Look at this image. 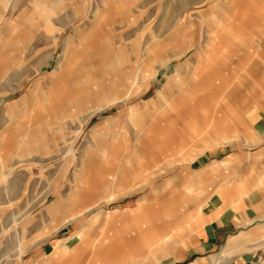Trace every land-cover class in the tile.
<instances>
[{"label":"rangeland","instance_id":"1","mask_svg":"<svg viewBox=\"0 0 264 264\" xmlns=\"http://www.w3.org/2000/svg\"><path fill=\"white\" fill-rule=\"evenodd\" d=\"M60 243L62 264H264V0H0V264Z\"/></svg>","mask_w":264,"mask_h":264},{"label":"crops","instance_id":"2","mask_svg":"<svg viewBox=\"0 0 264 264\" xmlns=\"http://www.w3.org/2000/svg\"><path fill=\"white\" fill-rule=\"evenodd\" d=\"M181 104L183 106H185L184 102H181ZM177 105L174 106V109H176V110H173V105L170 104V107H171L170 110H173V113H176L178 110L180 111L183 108V106L178 107ZM194 132L197 134V132H198L197 129H195ZM195 133H193V134H195ZM167 141H169V140H167ZM226 194L229 195L228 193H226ZM222 197L218 196L216 198L215 204H212L209 201H207L204 208H203L202 214H203L204 218L206 219V221H207V218H209L208 224L204 228V232L207 235V237L211 240L215 239L217 233H219L221 231H226L228 229L229 223L234 224V217H233L234 213L231 212L229 217H231V216L232 217L229 218L228 220L225 219V215L227 214V209H225L224 206H222L223 199H225V196H222ZM244 201H246V199ZM165 209H162V211L160 213L161 217L163 216L162 213H163V211H165ZM205 209H206V212H204ZM171 211H172V208H171ZM260 214H261V210H256L255 208H252V209L246 211V215L248 217H256V216H259ZM140 218H143V217H140ZM147 219H145V220L142 219L141 221L136 222V225H135L136 229L137 230L141 229L142 223L148 222ZM170 220H173V218ZM229 227H230V225H229ZM140 238L145 239V241H154L155 240V242L158 241V239H159V237H157L156 235H151V236L146 235L145 236L144 233H140ZM207 241L208 240H205V242L203 243L205 251H207V249L210 250V247H211L210 245L207 244ZM177 242L178 241L176 239H171L170 244H169V250L167 252L168 255L173 252L172 249H173V247H175L177 245ZM73 245H71V246L69 245L66 247L65 243L64 244L60 243L59 245L56 244L55 249H53L49 254H46L45 250H42L41 256L39 255L40 257H39V260L36 264H62L61 262H62L64 254L69 255L72 253V249H75V247H79V245H76V244L74 247H72ZM58 251H59V253H58ZM60 253H62V254H60ZM77 253L78 252H74V254H73L75 259L79 258V255H77ZM98 253H99L98 251L96 253H94V257H97ZM150 255L154 256L156 261L163 256L162 250L161 251L160 250H158V251L157 250H151ZM158 256H160V257H158ZM164 256H165V254H164ZM48 259H50V260H48ZM68 260L69 259L66 256L65 260H64V264Z\"/></svg>","mask_w":264,"mask_h":264},{"label":"bare ground","instance_id":"3","mask_svg":"<svg viewBox=\"0 0 264 264\" xmlns=\"http://www.w3.org/2000/svg\"><path fill=\"white\" fill-rule=\"evenodd\" d=\"M168 62V61H167ZM166 62V63H167ZM105 108H107V107H103L102 108V110H104ZM96 112H98V111H96ZM96 112H93V114L94 113H96ZM92 114V115H93ZM91 115V116H92ZM52 208H53V206H52V204L48 207V209L50 210V211H52ZM92 209V208H91ZM90 210V208H88L87 210H85L84 212H82L81 214H79V215H77V216H75V217H72V219H70V216H67V217H65L64 219H62L61 220V222L58 224V225H56L57 226V228H58V226L59 225H65V224H68L69 222H75L76 221V223H78L79 222V220H81V216L82 215H84V214H87V212ZM72 237V240L74 239V241H75V237L77 238V237H80L79 235H77L75 232H74V234L71 236ZM81 238V237H80ZM74 241H71L70 243L72 244V243H74Z\"/></svg>","mask_w":264,"mask_h":264}]
</instances>
